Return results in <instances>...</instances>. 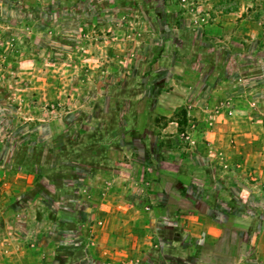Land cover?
I'll return each instance as SVG.
<instances>
[{"label":"rangeland","instance_id":"rangeland-1","mask_svg":"<svg viewBox=\"0 0 264 264\" xmlns=\"http://www.w3.org/2000/svg\"><path fill=\"white\" fill-rule=\"evenodd\" d=\"M143 79L149 89L138 86ZM1 119L7 125L0 149L2 133L16 140L26 127L31 142L79 148V160L87 156L91 166L76 165L61 188L76 205L98 210L82 208L87 219L70 221L75 210L60 205L62 190L39 192L40 176L2 165L0 152V264H47L55 244L48 235L76 230L89 240L106 219L108 229L125 221L132 231L131 222L142 221L132 206L159 220L160 204L150 200L163 187L183 206L191 204L184 191L194 187L208 208L242 206L238 222L260 220L264 186L248 185L249 165L232 163L224 149L264 137V0H0ZM89 130L107 142L94 153L80 151ZM136 139L154 140L155 150L143 147L139 158L130 149ZM150 192L147 203L141 198ZM174 219L175 229L153 233L154 240L178 242L162 251L145 237L139 245L145 254L131 264H180L188 239L184 221Z\"/></svg>","mask_w":264,"mask_h":264},{"label":"crops","instance_id":"crops-1","mask_svg":"<svg viewBox=\"0 0 264 264\" xmlns=\"http://www.w3.org/2000/svg\"><path fill=\"white\" fill-rule=\"evenodd\" d=\"M256 131L258 132V130ZM261 133L264 134V131ZM140 144L142 149H144L143 147H151L154 149L155 145L154 140L149 139L145 140L144 144H142V142ZM221 144L224 147V145H227V142H221ZM228 149L229 152H227V155L229 153L232 163L235 162L236 159H241L245 165H249V176H251L252 182L247 180L249 183L248 185L251 187L259 185L264 186V137L262 138V136H260L258 140V136H255V140H252V144H237L236 146H228V148L226 147L224 150ZM167 162L172 163L170 161ZM174 175L177 177L176 173ZM34 184L35 180H33L32 183L28 182L27 186L31 187ZM186 186H188V182H186ZM69 188L70 187H64V189ZM54 191L57 190L55 189L52 192ZM167 192L168 190L163 187L159 194L157 196L152 195L154 198L150 200L151 203L152 201H157V203L160 204L158 209L162 211L163 218L159 220L148 219L146 217L148 212L144 210L142 212L140 209L136 208V206H132L133 215L136 217L140 216L142 221H140V218H137L131 222V224L135 228L141 225L142 229H144L142 232L136 231L135 228L132 231L126 228L124 224L125 221L119 223L118 230H114V228L108 229V219H106L105 225L97 228L94 237V240L98 242L92 251L95 258L91 256L90 259H86L85 263V260H82L79 261L78 264H93L95 261L98 263L97 260H102L104 257H108L111 263L125 262V264H127L131 261L132 257L139 255L138 253L141 250L139 245L145 237H149V243L157 241V244H159L160 249L163 251L164 248L178 242L177 237L173 238L172 236V238H158V240H154L155 236L153 233L162 229H175L177 221L174 218L176 217L184 221L185 238L188 239V241H186L188 243H184L187 254L186 256H181L182 258L180 260L178 259L180 264H264V217L262 218V216H259L260 220H255L256 216H253L249 222H238L237 214H242V206L240 207L241 209H239L240 211L238 208L227 209L225 208L227 205L225 207L220 206V208L222 207L221 210L210 209L207 207L206 202H203L200 198V190L194 187L187 188V195L193 196L198 202L200 201L198 205H195V201L192 197H190V205L183 206L179 203H175V200L171 199V196ZM251 192L252 191H250L248 195L255 200V194ZM151 194L153 193L150 192L148 197L144 194L141 199H145L146 202H149ZM57 195H59V193ZM59 196L63 198V194ZM238 196L241 197L240 195ZM238 196H233V198L240 199ZM68 204L72 205L74 202L68 201ZM83 207L79 208L80 210H76L75 206L73 207L75 211L72 213L70 221L75 218L81 221L87 219L88 215L83 209L86 211L88 210L91 215L94 211L98 210L96 205H93L92 209H89V207L87 209L85 206ZM97 213H99V211ZM104 214L109 216V212H105ZM63 221H60L61 225ZM69 223L70 222L64 227H70ZM150 226V230H152V228L155 229L148 236V232L150 231L148 228ZM104 233L106 234L105 240H103ZM150 237H152L151 240ZM195 242L199 243L198 247L201 248L198 251H196L194 246ZM100 246L103 247L104 250L106 248L109 249L108 253L110 255L105 256L106 254H104V250L101 251ZM112 248L115 249V251L111 252L110 249L112 250ZM119 250L121 252H116ZM114 252L120 254L116 255Z\"/></svg>","mask_w":264,"mask_h":264},{"label":"trees","instance_id":"trees-1","mask_svg":"<svg viewBox=\"0 0 264 264\" xmlns=\"http://www.w3.org/2000/svg\"><path fill=\"white\" fill-rule=\"evenodd\" d=\"M107 1H118L119 0H107ZM151 1V0H150ZM157 2L163 3V1L167 0H156ZM158 5V4H157ZM155 11L158 16V20H161L163 18V10L159 9L158 6L155 4ZM222 7V6H220ZM221 11L225 10L224 8H220ZM58 13V12H56ZM58 16L54 19L52 17L47 20V23H52L55 21H58ZM49 44L53 45L55 48H60L61 41L58 37H51L48 40ZM141 69V68H140ZM145 70H143V73ZM142 75L138 74L139 80H141ZM150 85L152 84L149 82L148 79H143V81H139L138 86L144 89H149ZM154 89L152 88V91ZM152 95V92L148 91V96ZM7 125V122H4L3 119H1L0 128L2 130L5 129ZM133 129L132 127L127 128V132L131 131ZM8 132L9 129H6ZM30 127L22 128L17 133L18 139L14 140L12 137H7V133H2L3 139L1 140L2 147L0 149L1 154L3 155V162L2 165L7 166H18L23 167L27 170H30L32 172H36L38 176H40L39 182L36 184L38 191L41 192L42 190L46 193L50 191L52 187H55L57 189L62 190L61 186L66 184L70 181V176L72 174V171H74L76 165H83V166H91V162H87V156L83 158V161H80L81 153L77 151L79 148H76L74 150L73 148H68L67 145L65 146H58L57 148L50 147L47 143V138L42 139L40 142H31L33 139V132H31ZM38 134L40 133L37 131ZM37 132H34L35 134ZM86 137L83 141H81V148L80 151H88L91 153L96 152V149L98 148V145L100 143H104V145L107 142H104L101 140V134H98L97 131H90L86 133ZM51 136V135H50ZM140 140L136 139V142L133 144H130V149L134 150L135 155H138L140 158V152L142 148L139 147ZM142 144H144L143 141H141ZM77 153V154H76ZM64 200L63 202H60L61 206L67 207V208H73L76 204V201L73 197H71L67 191L62 190ZM187 193V190L184 191ZM189 198L192 197L195 201V205H198L200 201L198 202L196 198L193 196H188ZM68 201L74 202V204H68ZM81 206L82 205H76ZM84 208V207H83ZM68 222L63 221L62 226H66ZM61 224V223H60ZM69 227H65L64 229H67ZM80 229V228H77ZM86 229V228H85ZM72 230V229H71ZM69 230V231H71ZM83 228L80 230L82 231ZM90 230V229H89ZM76 231V230H75ZM75 231L69 232L70 236L69 238H65L66 235H69L68 233H65L62 231L61 234H55L52 238L51 235H48V240L51 243L54 244V254L52 257V260L49 261L47 264H78L79 261L90 259L91 256L94 257L93 254V248H94V242H93V233L89 235V240H84L81 236V233L79 236L75 234ZM72 236H76L75 238H72ZM54 241V242H53ZM49 243V244H50ZM157 242H152V245H156ZM155 247L157 249L159 247V244H157ZM139 255L134 256V259L131 261H137L136 258L142 257L144 252H139ZM95 258V257H94ZM108 257H104V259H99L93 264H125L121 262L117 263H111L108 260ZM130 261V260H129ZM127 264H131L128 262Z\"/></svg>","mask_w":264,"mask_h":264}]
</instances>
